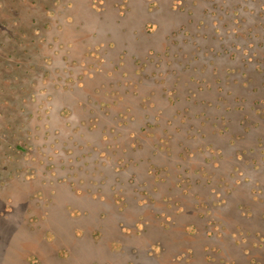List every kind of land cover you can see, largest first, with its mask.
Returning a JSON list of instances; mask_svg holds the SVG:
<instances>
[{
	"label": "rangeland",
	"instance_id": "1",
	"mask_svg": "<svg viewBox=\"0 0 264 264\" xmlns=\"http://www.w3.org/2000/svg\"><path fill=\"white\" fill-rule=\"evenodd\" d=\"M0 264H264V0H0Z\"/></svg>",
	"mask_w": 264,
	"mask_h": 264
}]
</instances>
